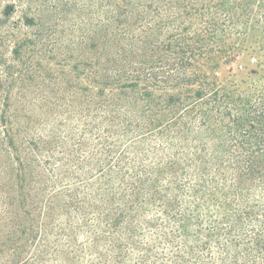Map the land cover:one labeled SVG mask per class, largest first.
<instances>
[{
  "label": "trees",
  "instance_id": "1",
  "mask_svg": "<svg viewBox=\"0 0 264 264\" xmlns=\"http://www.w3.org/2000/svg\"><path fill=\"white\" fill-rule=\"evenodd\" d=\"M82 1L43 131L6 112L19 70L0 64V264H264V0ZM46 31L22 46L40 57ZM243 53L239 83L207 72Z\"/></svg>",
  "mask_w": 264,
  "mask_h": 264
},
{
  "label": "rangeland",
  "instance_id": "2",
  "mask_svg": "<svg viewBox=\"0 0 264 264\" xmlns=\"http://www.w3.org/2000/svg\"><path fill=\"white\" fill-rule=\"evenodd\" d=\"M83 4L82 0H0V64L6 62L7 65L19 70L15 75L16 87L13 89L10 101L12 109L5 110L16 111L19 122L17 127L22 132L27 129L33 131L45 129L47 122L45 119L49 113L40 100L42 95L51 91L44 87V82L49 79L50 74L57 75L56 70H67L66 64L68 68V65L78 61V58L67 60L64 57L67 54L64 49H62L64 55L61 56L59 52L62 51H56V56L52 52L57 38L67 42L69 39L78 41L81 37ZM27 18L33 19L31 26L25 25ZM43 27L47 31L43 41L44 49L39 57L35 54V48L31 45L23 47L22 41L25 35L35 39ZM17 52H20V55ZM86 56H89V53ZM36 61H39L40 68L29 69L28 66L35 64ZM255 67V62L247 53H243L236 61L220 62L215 69L207 68V72L218 76L219 79H229L239 83ZM73 80L82 81V76L74 74ZM2 111L0 110V124L4 119ZM44 120L45 123L41 125ZM10 136L6 133L0 134V227L5 217L4 211L15 196L13 186H15L16 172H10L7 168L11 166L16 170L18 152L16 144L10 145Z\"/></svg>",
  "mask_w": 264,
  "mask_h": 264
}]
</instances>
